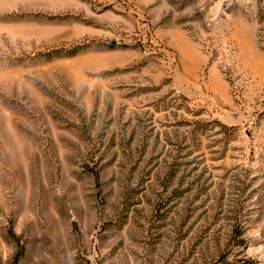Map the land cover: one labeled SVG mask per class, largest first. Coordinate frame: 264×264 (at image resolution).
Segmentation results:
<instances>
[{"label":"rangeland","instance_id":"rangeland-1","mask_svg":"<svg viewBox=\"0 0 264 264\" xmlns=\"http://www.w3.org/2000/svg\"><path fill=\"white\" fill-rule=\"evenodd\" d=\"M264 264V0H0V264Z\"/></svg>","mask_w":264,"mask_h":264},{"label":"trees","instance_id":"trees-1","mask_svg":"<svg viewBox=\"0 0 264 264\" xmlns=\"http://www.w3.org/2000/svg\"><path fill=\"white\" fill-rule=\"evenodd\" d=\"M20 256H22V251H20V252L17 254V256H16V258H15V264L19 261Z\"/></svg>","mask_w":264,"mask_h":264}]
</instances>
